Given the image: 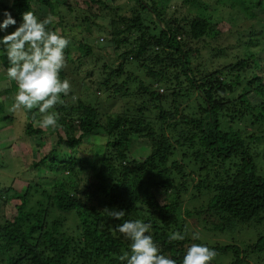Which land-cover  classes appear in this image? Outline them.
<instances>
[{
  "label": "trees",
  "instance_id": "trees-1",
  "mask_svg": "<svg viewBox=\"0 0 264 264\" xmlns=\"http://www.w3.org/2000/svg\"><path fill=\"white\" fill-rule=\"evenodd\" d=\"M38 1L0 0V13L7 10L19 21L25 11L35 14ZM131 1L130 15L114 11L118 21L107 41L109 46L128 47L118 54V69L95 83L96 92L116 103L115 114L82 99L69 106L65 97L56 107L55 128L37 127L36 110L24 114L25 137L45 149L29 160L23 175L32 179L24 180L25 189H20L21 181L5 185L0 180V264H118L116 257L128 242L113 228L129 219L151 221L154 242L177 264L191 243L215 249L212 264L222 258L228 264H264V70L258 73L264 68V0H215L228 11L222 22L231 27L234 21L241 23L233 31L237 35L228 45L231 50L211 47L206 58H201L202 49L194 48L205 38L218 40L206 19L195 18L191 11L178 17L170 0ZM41 2L48 9L50 29L60 27L68 35L67 29L81 26L67 28L64 16L73 11L70 0ZM191 3L194 7L198 1ZM253 21L259 30L245 26ZM248 29L247 35L240 34ZM86 33L91 35V30ZM71 38L66 64L93 55L88 39ZM0 63L7 67L3 57ZM129 63L148 82L140 81L133 93L126 89L129 76L115 82ZM10 84L6 93L16 90ZM3 114L0 102V121L11 120L2 119ZM97 135L104 140L102 155H82L79 148ZM142 140L148 143L146 156L136 160L132 146ZM35 187L41 188V198L29 208ZM112 209L124 210V217L113 220ZM66 214L74 215L73 225ZM185 218L201 225L205 237L215 234L226 241L190 240ZM240 226L262 231L242 245L233 238ZM173 232L183 234L184 240H170Z\"/></svg>",
  "mask_w": 264,
  "mask_h": 264
},
{
  "label": "rangeland",
  "instance_id": "rangeland-1",
  "mask_svg": "<svg viewBox=\"0 0 264 264\" xmlns=\"http://www.w3.org/2000/svg\"><path fill=\"white\" fill-rule=\"evenodd\" d=\"M84 0H70L72 3L73 11L69 14H65L64 18L67 23V28L70 24L76 25V23L81 24L80 27L70 28L68 30V35L73 37V39H88L90 44L94 45V53L92 56L88 58H83L81 61H76L75 64H66L64 68L65 78L69 79L72 85L71 92L68 96H65V99L69 106H74L78 99H82L83 101H90L92 104H97L98 107L101 106L102 111H106V114L114 115L116 112V103L107 98V94L102 92L98 93L95 91V87L98 82H102L106 77L107 72L110 70H117L118 62H120L121 58H118V54L120 52L125 51V48L128 46L122 45L117 47L112 46L107 43L110 31L116 26L118 18L113 16L114 11H116L117 15H130V12L133 7V2L131 0H101L102 4L100 5H92L88 3H84ZM172 9H178V17H183L189 11H191V15L195 18H204L208 21V23L214 27L213 33L215 35L218 33L217 42L212 39L205 38L204 41H199V43L194 44L197 49H202V57L206 58L208 56L209 49L211 47L219 46L220 48H225L228 52L231 49L228 45H232L235 41V36L237 35L233 33L236 24H240L238 21L233 22L232 27L229 23H224L220 19L223 18L226 14H228L227 8L225 6H218L215 4V0H197L198 4L193 7L191 1L192 0H170ZM1 2H5L7 4L11 3V0H1ZM89 5V6H88ZM35 14L40 18L49 17L48 9L42 4L41 0L38 1L37 4H33ZM88 6V7H87ZM91 6V7H90ZM197 7V8H196ZM94 14L98 15V18H94L91 14L92 11ZM76 16V17H75ZM88 17L89 20L85 21L84 18ZM74 18V21H73ZM215 19V20H213ZM214 21H217L214 22ZM95 23L96 25L94 26ZM250 24L254 25L256 30H259V23L257 21L248 22L245 26H249ZM242 25V24H241ZM91 27V28H90ZM98 27H100L98 29ZM229 27L231 30L229 31ZM57 31L60 32V27H57ZM91 30V35H87L86 30ZM246 29V28H240ZM220 31V32H219ZM249 29L245 32H240L241 35H247L249 33ZM9 32V29H8ZM221 33V34H220ZM3 35V33H0ZM103 39V40H102ZM260 39H263L262 36ZM213 46H212V45ZM199 51V53H200ZM262 53V52H261ZM264 53V51H263ZM73 55V54H71ZM81 54H76L75 57ZM264 56V54H263ZM97 63L94 62L97 59ZM104 63H111L106 68H103L102 65ZM259 74H263L264 68L263 65L260 66ZM3 67L0 63V69ZM124 75L116 78L117 83H122L125 81L127 76L130 79L127 82L126 89L133 93L135 92L140 84V81L144 82V85H147V81L136 71H134L133 63H129L126 67H123ZM258 69V68H257ZM80 80L83 81V85L81 86ZM93 84V86L85 89L84 86L86 84ZM11 84L7 81V79L3 75V71L0 70V102L4 106V114L1 116L4 119L5 116L11 117L10 121H0V180L4 182L5 185L12 184L13 180L21 181L20 189H25V181L31 180L32 177L29 175H23L25 168L27 167L29 160L31 158L40 157L45 149L40 144H37L34 139H27L24 135V126H25V116L23 112H11L9 111L11 105V97L15 91H11L10 93H6V90L10 88ZM85 89V90H84ZM110 100V101H109ZM130 103V102H129ZM59 106V105H58ZM40 114H38V118ZM48 129H44L46 131ZM47 135H43L46 143L49 141L46 139ZM104 140L101 136L97 135L96 138H93L91 143L87 141L80 148L79 151L82 155H89L93 153L95 156L102 155L104 152ZM148 143L145 140L136 141L133 144L132 157L136 160H140L144 158L147 151ZM260 150L262 151L263 143L260 145ZM36 154V156H35ZM25 180V181H24ZM32 185V183H31ZM48 192H50L48 190ZM32 196L29 198V203L27 207L32 208L35 205V201L41 198V188H33L31 191ZM158 195H161L160 191H157ZM15 202V201H14ZM17 203V202H15ZM12 206V204H11ZM10 204L5 208L6 215L10 213ZM184 217H187L183 214ZM67 223L69 226L75 223V217L73 214H66ZM187 221V222H186ZM185 224H187L188 229L191 233L188 232L190 240L193 239L194 235H198V238L203 240H208L209 243L213 242H225L227 238H220V235L213 234L211 238L205 237L204 232L201 228V225L197 224L194 219L190 220L188 218L184 219ZM262 227H258L256 229L249 228V226H240L238 230L233 235L234 241L236 243L241 242L242 245L250 243V241L254 240L258 233H261ZM219 264H228V260L226 258H222Z\"/></svg>",
  "mask_w": 264,
  "mask_h": 264
},
{
  "label": "clouds",
  "instance_id": "clouds-1",
  "mask_svg": "<svg viewBox=\"0 0 264 264\" xmlns=\"http://www.w3.org/2000/svg\"><path fill=\"white\" fill-rule=\"evenodd\" d=\"M0 57L7 61L3 75L15 84L9 111L23 112L27 116L33 110L40 114L34 123L41 129L58 126L56 107L64 103L63 97L71 92V82L61 78L66 67L65 49L72 43L69 35L48 27L50 18H40L32 11L21 14L19 21L4 10L0 13ZM9 28H13L8 32ZM109 215L120 220L124 210L112 209ZM113 231L128 242V248L116 257L118 264H177L165 255L154 242L151 221L124 220ZM184 235L173 232L170 240H184ZM198 239L193 236V240ZM217 253L206 244L191 243L187 246L180 264H212Z\"/></svg>",
  "mask_w": 264,
  "mask_h": 264
}]
</instances>
